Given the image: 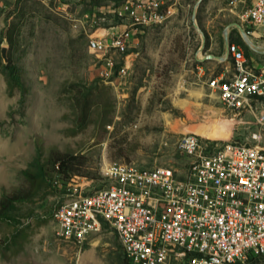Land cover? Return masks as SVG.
Listing matches in <instances>:
<instances>
[{"label":"rangeland","instance_id":"374dc122","mask_svg":"<svg viewBox=\"0 0 264 264\" xmlns=\"http://www.w3.org/2000/svg\"><path fill=\"white\" fill-rule=\"evenodd\" d=\"M236 2L180 0L169 23L134 36L128 73L103 78L78 21L95 12L108 26L113 0H0V203L16 192L26 198L0 218V264H125L105 225L81 247L57 239L54 213L65 197L47 171L52 151L85 158L79 179L94 180L80 182L89 192L104 187L106 162L182 172L184 134L209 148L264 145L254 115L227 110L208 86L233 67L229 56L203 59L225 54V31L252 69L264 67V38L256 32L247 43L235 26L246 32L252 0Z\"/></svg>","mask_w":264,"mask_h":264},{"label":"built area","instance_id":"2783aa9c","mask_svg":"<svg viewBox=\"0 0 264 264\" xmlns=\"http://www.w3.org/2000/svg\"><path fill=\"white\" fill-rule=\"evenodd\" d=\"M89 2L92 0H79ZM111 24L95 12L78 21L103 78L124 77L129 47L143 30L169 23L180 0H113ZM249 38H264V0H252L244 15ZM233 62L208 81L227 110L249 112L264 130V67L252 69L242 48L229 41ZM177 147L187 163L152 169L106 162L104 187L85 191L83 180L59 177L64 193L54 213L57 239L75 246L89 243L107 226L129 264H244L264 259V145L235 142L209 148L196 134H184Z\"/></svg>","mask_w":264,"mask_h":264},{"label":"trees","instance_id":"16d2710c","mask_svg":"<svg viewBox=\"0 0 264 264\" xmlns=\"http://www.w3.org/2000/svg\"><path fill=\"white\" fill-rule=\"evenodd\" d=\"M92 1H95V0H92ZM230 42H233V41L230 40ZM47 164L49 166V170H47L49 171V173L57 175L61 180L66 181L67 179H70L72 176L82 177L83 174H81V171L86 164V160L81 155L64 154L59 151H52L50 152L49 157L47 159ZM25 199L26 198H24L23 196H20L19 193L16 192V193L11 194L10 196L5 197L3 201L1 200L2 202L0 203V218L4 217L3 215L10 207V204L17 202V201H23ZM123 258H124L123 259L124 263L129 264L124 254H123ZM257 259H262V258L252 257V258H249L245 263L251 262Z\"/></svg>","mask_w":264,"mask_h":264},{"label":"water","instance_id":"95a60500","mask_svg":"<svg viewBox=\"0 0 264 264\" xmlns=\"http://www.w3.org/2000/svg\"><path fill=\"white\" fill-rule=\"evenodd\" d=\"M235 26L238 28L242 38L244 39L245 42L247 43H252L251 39L248 37V35L246 34V32L244 31V29L242 28V26L238 23H235ZM224 42H225V54L223 56H216L214 54H208V55H205L203 59H211V58H217L219 60H222L224 58H227V46L229 44V40H228V35H227V32L225 31L224 32ZM1 56L4 58L5 62H7V58H6V55H5V48L3 47L1 49Z\"/></svg>","mask_w":264,"mask_h":264},{"label":"crops","instance_id":"0c3cea01","mask_svg":"<svg viewBox=\"0 0 264 264\" xmlns=\"http://www.w3.org/2000/svg\"><path fill=\"white\" fill-rule=\"evenodd\" d=\"M236 1H241V0H233V4L237 5Z\"/></svg>","mask_w":264,"mask_h":264}]
</instances>
